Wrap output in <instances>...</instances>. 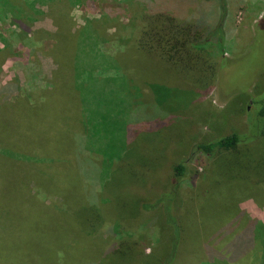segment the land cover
I'll return each mask as SVG.
<instances>
[{
  "label": "trees",
  "instance_id": "16d2710c",
  "mask_svg": "<svg viewBox=\"0 0 264 264\" xmlns=\"http://www.w3.org/2000/svg\"><path fill=\"white\" fill-rule=\"evenodd\" d=\"M71 1L73 5L83 4L86 11H92L103 0H0V22L11 15L15 29L11 37L20 40L15 52L0 36L3 45L0 48V78L2 62L9 59L13 68H22L25 79L22 86L16 81L3 83L0 80V209L6 214L3 219L0 214V230L6 225L13 228L0 239V255L10 257L5 263L6 258L0 257V264H33L34 260L48 264H80L85 255L80 249L90 251L92 248H96V258L102 256V264H109L116 256L112 248L113 235L109 231L125 229L129 232L139 228L145 219L161 221L170 229L174 235L173 244L185 236L184 228L181 229L176 220L175 205L180 183L192 177L189 161H182L169 170L135 169L134 175L140 174L138 180L144 182L128 187L133 197L130 203L115 204L118 191L107 185L119 170L130 172L125 164L126 153L113 159L106 150L90 151L85 146L87 139L94 140L92 138L99 134L111 139L116 129L114 122H107L110 118L105 116V121L101 119V124L97 122L96 125L97 119L87 113L88 105H102V97L92 85L95 75L101 76L105 70H86L79 65L82 60L86 61L88 54L79 49V42L83 46L86 40L83 36L81 42L83 34L75 29L70 17ZM16 2L28 6L27 14L14 6ZM36 7L46 8V12ZM39 13L52 20L53 32L30 31L33 14ZM103 18V25L108 27L119 21L120 16L104 15ZM139 26L131 39V35L128 36L125 45L128 49L108 55L115 73L111 76L113 81L120 79L124 85L135 79L140 83L149 81L158 89L180 81L188 83V87L181 86L184 89L199 93L211 88L218 65L209 45L217 41L221 48L220 28L211 29L203 19L179 18L166 10L141 15ZM44 40L52 44L47 47ZM37 51L54 64L50 76L42 74L34 68L36 63L30 62ZM107 107L109 115L112 105ZM130 129V126L124 128L126 137L131 135ZM249 131L253 135L232 133L206 144H194L192 154L214 158L222 151L236 153L242 144V155L238 154L235 165L239 166L242 159V192L252 193L242 200L252 198L264 207V111L251 123ZM88 152L100 154L104 164L109 162L105 167L106 178L98 190L87 189V185L92 186L101 174L85 157ZM62 176L71 180L69 186H50L49 180H59ZM224 177L220 178L224 181ZM149 179H152L151 184ZM223 181L220 187L224 196L234 194L233 189L239 190L222 188ZM232 181L237 185L236 175ZM225 182L230 183L229 180ZM130 207L133 211L128 212ZM234 213L235 209L233 215L237 219L238 214ZM254 225L252 222L246 224L242 241L251 235ZM105 227L109 229L104 231ZM207 244L206 254L214 262L216 253L213 255ZM172 256L164 261L156 260L155 264H171ZM217 256L221 258L222 255Z\"/></svg>",
  "mask_w": 264,
  "mask_h": 264
},
{
  "label": "rangeland",
  "instance_id": "374dc122",
  "mask_svg": "<svg viewBox=\"0 0 264 264\" xmlns=\"http://www.w3.org/2000/svg\"><path fill=\"white\" fill-rule=\"evenodd\" d=\"M14 6L27 14L28 6L25 4L16 2ZM40 10L46 12V8ZM163 10L179 18L203 19L211 29H221V48L217 41L209 45L211 54L216 57L218 73L208 91L186 90L183 87H188V83L180 81L167 83L168 88L158 89L149 81L140 83L135 79L124 85L120 79L113 81L111 78L115 73L108 55L128 49L125 46L128 36L131 35V39L140 27L141 15ZM69 12L75 29H80L83 34L81 42L83 36L86 40L83 46L79 42V49L80 52L84 50L88 57L79 65L86 70H105L101 76L95 75L96 81L92 85L101 95L102 105H88L87 113L97 119L96 125L101 124L105 116L110 118L107 122H114L116 129L111 139L99 134L92 138L94 140L87 139L85 146L90 151L106 150L113 159H118L120 154L127 155L125 164L130 172L119 170L107 185L118 191L115 204L130 203L133 197L128 187L144 182L143 179L138 180L140 174L134 175L135 169L149 172L159 168L169 170L182 161H189L192 174L190 179L180 183L175 205L176 220L181 229L184 228L185 236L173 244L171 230L153 219H145L139 228L129 232L125 229L109 231L113 235L112 248L116 251L114 262L111 260L109 264H155L156 260L164 261L172 254L171 264H228L230 261L231 264H264V207L252 198L242 200L252 193L242 192V159L239 166L235 165L238 154L242 155V144L236 153L222 151L214 158L192 154L194 144H206L232 133L242 136L249 132L253 135L249 126L264 111V0H103L92 11H86L83 4H75ZM104 15L109 18L118 15L120 18L105 27L102 23ZM11 18L9 15L0 22V36L16 52L20 40L19 37H11L15 30ZM32 18L31 32L55 30L52 20L45 14H33ZM49 44L52 43L48 40L44 42L47 47ZM30 62H35L34 68L45 76H50L55 68L51 59L38 51ZM108 78L111 82L107 81ZM0 80L3 83L16 81L19 86L25 82L22 68H13L9 59L2 62ZM110 105L111 112L107 115V106ZM127 126L131 128L129 137L124 134ZM85 157L101 172L100 179H96L92 186L87 185V189L98 190L106 178L105 167L109 162L104 164L100 154L88 152ZM235 175L237 185L232 181ZM221 176H225L224 181ZM228 180L230 183L225 182ZM151 181L149 179L150 184ZM222 181V188L239 190L233 189L234 194L224 196L220 187ZM48 182L50 186H69L71 180L62 176ZM87 194L90 195L89 191ZM234 209L237 219L233 215ZM127 211L131 212L133 208ZM0 214L2 219L5 218V211L0 209ZM4 220L8 222L7 218ZM248 222L255 225L251 235L242 241V231ZM108 229L105 227L103 230ZM10 230L13 228L4 226L0 230V239ZM206 244L212 248L213 255L216 253L214 262L206 254ZM171 246L174 249L171 250ZM95 249H80L85 252L80 264H102V256H94ZM217 254L223 258H218ZM0 257L6 258L4 263L9 261V255ZM33 264L48 263L34 260Z\"/></svg>",
  "mask_w": 264,
  "mask_h": 264
}]
</instances>
